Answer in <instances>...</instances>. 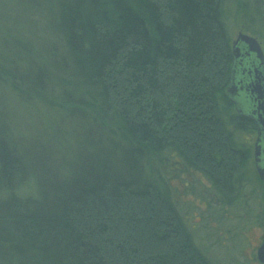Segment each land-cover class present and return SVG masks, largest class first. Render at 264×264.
I'll return each instance as SVG.
<instances>
[{"label":"trees","instance_id":"trees-1","mask_svg":"<svg viewBox=\"0 0 264 264\" xmlns=\"http://www.w3.org/2000/svg\"><path fill=\"white\" fill-rule=\"evenodd\" d=\"M234 1L264 50V0ZM0 5V264H214L161 168L193 167L227 204L246 182L234 132L255 124L220 109L233 107L226 0ZM7 95L40 112L35 148Z\"/></svg>","mask_w":264,"mask_h":264},{"label":"rangeland","instance_id":"rangeland-1","mask_svg":"<svg viewBox=\"0 0 264 264\" xmlns=\"http://www.w3.org/2000/svg\"><path fill=\"white\" fill-rule=\"evenodd\" d=\"M225 7L228 10L226 24L234 39L243 29L242 15L237 13L234 0H226ZM36 36L40 37V33L37 32ZM7 97L12 128L16 130L20 141L27 144L26 147L30 144L35 148L39 142V129L35 125L37 119L33 112H40L34 110L31 116L16 99L9 95ZM220 109L227 125L233 124L235 108L230 109L222 102ZM234 137L237 143L244 144V148L249 151L244 166L246 182L240 191L233 193L237 195L234 202L223 203L205 175L191 166L184 167L179 162L178 165L172 163L169 166L168 163L161 171L170 179L171 199L175 208L194 243L207 259L214 264H262L256 257V251L264 242V181L259 179L253 161L256 132L246 129L236 131ZM53 157V161L57 159V156Z\"/></svg>","mask_w":264,"mask_h":264},{"label":"water","instance_id":"water-1","mask_svg":"<svg viewBox=\"0 0 264 264\" xmlns=\"http://www.w3.org/2000/svg\"><path fill=\"white\" fill-rule=\"evenodd\" d=\"M226 94L237 115L256 126L253 158L258 177L264 181V51L257 38L242 31L232 41ZM256 257L264 263V242Z\"/></svg>","mask_w":264,"mask_h":264},{"label":"bare ground","instance_id":"bare-ground-1","mask_svg":"<svg viewBox=\"0 0 264 264\" xmlns=\"http://www.w3.org/2000/svg\"><path fill=\"white\" fill-rule=\"evenodd\" d=\"M224 197L227 198L228 200H231V199L233 200V198H234L233 190L228 191V193L226 195H224Z\"/></svg>","mask_w":264,"mask_h":264},{"label":"flooded vegetation","instance_id":"flooded-vegetation-1","mask_svg":"<svg viewBox=\"0 0 264 264\" xmlns=\"http://www.w3.org/2000/svg\"><path fill=\"white\" fill-rule=\"evenodd\" d=\"M240 117V116H239ZM242 118V117H241ZM245 119V118H244ZM246 120H248V119H246ZM250 121V120H249ZM255 143V142H254Z\"/></svg>","mask_w":264,"mask_h":264}]
</instances>
